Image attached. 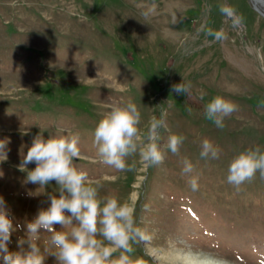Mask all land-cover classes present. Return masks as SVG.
Returning <instances> with one entry per match:
<instances>
[{"label": "rangeland", "instance_id": "374dc122", "mask_svg": "<svg viewBox=\"0 0 264 264\" xmlns=\"http://www.w3.org/2000/svg\"><path fill=\"white\" fill-rule=\"evenodd\" d=\"M153 3L155 13L145 17ZM253 26L254 37L245 41ZM220 30L226 39L209 34ZM241 49L250 63L226 69L225 51ZM182 81L203 100L172 92ZM217 95L238 105L222 130L204 115ZM129 101L141 112L142 129L152 115L167 113L162 164L144 168L136 156L128 160L136 161L132 170L118 171L99 161L93 131L112 105ZM169 132L186 137L179 155L163 147ZM41 133L45 140L79 134L75 166L99 182L100 197L135 207L152 239L133 245L134 262L165 264L163 257L180 246L230 264H264V178L257 173L240 190L227 182L238 153L264 152V19L247 0H0V140L9 141L0 197L14 223L32 221L50 206L47 194L58 192L55 182L37 191L17 168ZM205 139L219 147V159L200 158ZM185 158L199 177L198 191L182 174ZM41 234L43 250L49 237ZM23 235L13 234L11 251Z\"/></svg>", "mask_w": 264, "mask_h": 264}, {"label": "clouds", "instance_id": "9594fccd", "mask_svg": "<svg viewBox=\"0 0 264 264\" xmlns=\"http://www.w3.org/2000/svg\"><path fill=\"white\" fill-rule=\"evenodd\" d=\"M156 7L153 3L142 14L147 17L155 13ZM221 11L230 14L226 7ZM173 23H176L175 17ZM209 34L217 40L227 38L222 30ZM191 89V83L182 81L172 85L171 91L186 96L187 102L202 101L203 95L196 97ZM188 111L191 113V108ZM236 111V103L219 95L204 105L205 118L221 130L225 127V119ZM164 132H168L166 112L161 111L159 118L152 115L142 129L141 112L129 101L126 105H112L98 121L93 143L99 161L110 168L130 171L136 161L129 164L128 160L136 156L144 168H150L164 162L165 154L160 144ZM185 139L169 132L163 147L179 155ZM8 143V140H0V163L8 159ZM81 155L79 134L51 135L45 140L41 133L33 138L17 168L26 173V184L39 186L37 191L55 182L58 192L47 194L50 206L41 208L32 221L24 223H14L4 198L0 197V264H46L50 256L55 258V264H142L130 258L133 245H146L152 236L139 226L134 206L115 196L100 197L99 182L74 164ZM200 158L219 159V147L203 140ZM32 163L36 167L29 170L27 166ZM194 171L193 163L185 158L182 174L190 176L188 183L193 192L199 190V177L191 175ZM227 172V182L236 190L251 182L257 173L264 178V152L257 147L238 153ZM56 225L62 230L57 231ZM20 231L24 235L16 241L18 250L11 251L13 234ZM42 232L49 237L43 250L39 243ZM117 252L118 258H114Z\"/></svg>", "mask_w": 264, "mask_h": 264}, {"label": "bare ground", "instance_id": "6f19581e", "mask_svg": "<svg viewBox=\"0 0 264 264\" xmlns=\"http://www.w3.org/2000/svg\"><path fill=\"white\" fill-rule=\"evenodd\" d=\"M184 248L177 246L172 252H168L162 259L165 264H230L215 257L202 254L200 252L184 251Z\"/></svg>", "mask_w": 264, "mask_h": 264}, {"label": "crops", "instance_id": "0c3cea01", "mask_svg": "<svg viewBox=\"0 0 264 264\" xmlns=\"http://www.w3.org/2000/svg\"><path fill=\"white\" fill-rule=\"evenodd\" d=\"M233 28L230 27L228 30L231 31ZM255 31H254V26L253 28L251 29L250 33H248L246 36H243L242 38L246 41V39H249L250 38H253L254 37V34ZM241 48V47H240ZM242 51H238V52H235V53H229V51H225L226 55H225V59H226V64H227V68L226 69H229L231 70V68L233 70H237V68H240V69H244V66L243 65H239V62L238 61H241V60H245V61H248L250 63L251 60H249L250 56L248 53L245 52V50L241 49ZM223 62V60H222ZM196 63V62H195ZM185 64V63H184ZM196 64H200V63H196ZM195 64V65H196ZM186 71H188V69H185ZM224 70V69H223ZM225 71V70H224Z\"/></svg>", "mask_w": 264, "mask_h": 264}, {"label": "water", "instance_id": "95a60500", "mask_svg": "<svg viewBox=\"0 0 264 264\" xmlns=\"http://www.w3.org/2000/svg\"><path fill=\"white\" fill-rule=\"evenodd\" d=\"M251 8L264 18V0H247Z\"/></svg>", "mask_w": 264, "mask_h": 264}]
</instances>
